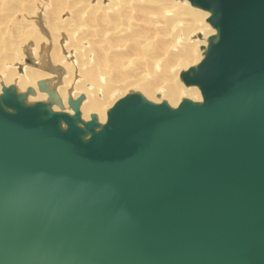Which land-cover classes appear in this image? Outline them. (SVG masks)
Wrapping results in <instances>:
<instances>
[{"label": "water", "instance_id": "95a60500", "mask_svg": "<svg viewBox=\"0 0 264 264\" xmlns=\"http://www.w3.org/2000/svg\"><path fill=\"white\" fill-rule=\"evenodd\" d=\"M207 36L177 104L99 113L66 70L0 81V264H264V0H175Z\"/></svg>", "mask_w": 264, "mask_h": 264}, {"label": "bare ground", "instance_id": "6f19581e", "mask_svg": "<svg viewBox=\"0 0 264 264\" xmlns=\"http://www.w3.org/2000/svg\"><path fill=\"white\" fill-rule=\"evenodd\" d=\"M7 2L0 0V81L25 87L51 76L31 66L17 71L33 46L43 66L65 68L63 96L71 84L77 94L88 95L87 115L104 117L133 88L154 100L160 93L173 104L183 94L198 98L195 90L183 89L178 76L197 58L200 42L191 37L210 33L204 13L175 0H49L42 9L36 0H23L20 9ZM19 15L34 16L38 25L23 24Z\"/></svg>", "mask_w": 264, "mask_h": 264}, {"label": "rangeland", "instance_id": "374dc122", "mask_svg": "<svg viewBox=\"0 0 264 264\" xmlns=\"http://www.w3.org/2000/svg\"><path fill=\"white\" fill-rule=\"evenodd\" d=\"M44 2V3H43ZM8 4H7V7H11V8H17V9H20V8H22L23 7V0H8V2H7ZM49 3V4H48ZM35 6H36V8H39V9H42V8H44V7H49L50 6V2H49V0H41V1H39V0H36V4H35ZM38 6V7H37ZM41 6H42V8H41ZM36 8H35V11H36ZM18 18L22 21V23L23 24H36L35 22H33L34 21V16L32 17V16H30V15H27L25 18H24V16L23 15H19L18 16ZM36 25H38V24H36ZM32 48H33V46H32Z\"/></svg>", "mask_w": 264, "mask_h": 264}]
</instances>
